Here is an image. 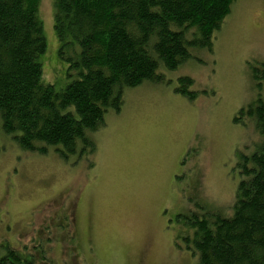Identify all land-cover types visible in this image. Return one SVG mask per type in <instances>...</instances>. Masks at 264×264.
<instances>
[{"label": "rangeland", "instance_id": "1", "mask_svg": "<svg viewBox=\"0 0 264 264\" xmlns=\"http://www.w3.org/2000/svg\"><path fill=\"white\" fill-rule=\"evenodd\" d=\"M39 7L43 79L63 89L73 78L58 51L54 0ZM230 10L212 48L162 69L164 82L126 89L121 111L106 114L80 157L22 149L0 113L1 255L13 248L30 264L197 262L184 237H194L193 215L234 214L242 155L264 143V123L246 111L264 99L252 77L264 62V0H236ZM184 75L200 91L193 100L174 90Z\"/></svg>", "mask_w": 264, "mask_h": 264}, {"label": "trees", "instance_id": "2", "mask_svg": "<svg viewBox=\"0 0 264 264\" xmlns=\"http://www.w3.org/2000/svg\"><path fill=\"white\" fill-rule=\"evenodd\" d=\"M235 1L54 0L58 51L73 78L58 89L42 75L40 59L48 42L40 0H0L4 132L26 151L46 154L54 148L66 160L82 156L106 114L123 108L126 89L164 82L162 69L176 70L191 58L192 48H212L214 31ZM252 77L264 88V62ZM178 80L177 93L189 100L199 96L193 77ZM246 111L264 123L263 98ZM246 111L242 108L234 121H242ZM242 156L234 214H217L212 222L197 214L190 219L194 237H184L198 254L194 264H264V143L251 156ZM0 264L30 261L10 248L0 254Z\"/></svg>", "mask_w": 264, "mask_h": 264}]
</instances>
